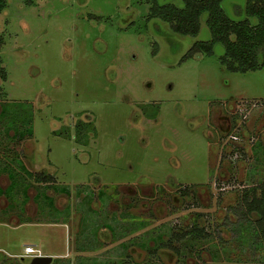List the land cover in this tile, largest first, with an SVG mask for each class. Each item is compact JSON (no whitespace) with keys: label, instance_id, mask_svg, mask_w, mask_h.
I'll list each match as a JSON object with an SVG mask.
<instances>
[{"label":"rangeland","instance_id":"1","mask_svg":"<svg viewBox=\"0 0 264 264\" xmlns=\"http://www.w3.org/2000/svg\"><path fill=\"white\" fill-rule=\"evenodd\" d=\"M245 1L222 6L233 15ZM150 4L0 10V138L16 133L9 144L53 177L47 193L62 211L48 223L30 197L26 212L49 227L0 223L2 264H28L27 243L59 258L51 264H264L241 199L264 178V66L228 69L221 42L188 51L209 39L205 14L198 34H180L149 18ZM14 150L0 147V161L16 166Z\"/></svg>","mask_w":264,"mask_h":264},{"label":"trees","instance_id":"2","mask_svg":"<svg viewBox=\"0 0 264 264\" xmlns=\"http://www.w3.org/2000/svg\"><path fill=\"white\" fill-rule=\"evenodd\" d=\"M150 1L148 17L166 21L173 31L180 34H198L201 17L205 14L209 39L195 40L188 51L210 54L213 52L214 43L221 42L224 54L220 58L228 69L245 71L264 66V0H246L244 6L234 4L233 15L226 12L222 0H182L181 6L172 2ZM5 2L6 0H0V10ZM3 43L4 36L0 33V50ZM6 73L0 55V80L5 79ZM16 158L14 160L17 165L23 167L18 154ZM33 178L34 181L46 182L53 179L50 174L42 176L41 172L34 173ZM62 188L65 190V186ZM13 189L16 188L13 186L6 191ZM258 189L259 195L256 192ZM241 199L245 206L246 221L254 222L264 246V178L244 189Z\"/></svg>","mask_w":264,"mask_h":264},{"label":"crops","instance_id":"3","mask_svg":"<svg viewBox=\"0 0 264 264\" xmlns=\"http://www.w3.org/2000/svg\"><path fill=\"white\" fill-rule=\"evenodd\" d=\"M3 101H4V99L0 98V114L2 113V106H3L2 103L4 104V102H5V101L4 102ZM3 124H4V119L1 117L0 118V125H3ZM12 134L13 135H9V136L4 135L3 138H0V147H3L4 149L5 148L6 149L12 148L14 150L13 145L9 144L10 140L12 141L14 139L16 133H12ZM20 136L21 135H19L18 137H20ZM31 136L32 135H30L28 132H26L23 136H21V138H20L21 142L23 143V141H25L27 138H30ZM4 139H6V140H4ZM18 142H19V140H17L14 144L16 146V149L14 150L15 154L12 156V157H14V159L16 158V155L18 153V151H17V148H18L17 143ZM20 146L22 147V145H20ZM22 150H23V148H22ZM19 157H21V163H22L23 167H19V165L11 166V165L6 164L7 162H5V161H7V159H6L7 157L5 159L3 158L4 159L3 161L2 160L0 161V198L3 196L7 200V204L3 207H0V223H9V224H12L15 226L22 224V223H27V224L32 225V226L33 225L34 226H39V225L45 226V229H46V227H49V225H47V223L45 221H39V220L36 221L34 218H31V216L28 215V213L26 212L25 207H26L30 197H32V199H34V198L37 199L38 209L40 211L43 210V211L48 212L47 214L49 215V218L46 217L47 218L46 221H49L48 223L58 221L57 219L59 218V214L62 211L59 212V210L53 204L52 196L47 193L48 182H46L44 180L34 181L33 176H34V173H36L34 171H37V173L42 172L41 173L42 176H44L45 171H43L41 168L38 169L36 167H33V166H35L34 161L31 162V164L33 165L32 166L33 168L32 169L29 168L28 165H26L27 163H24L22 161V158L24 157V153L20 154V156H18V158ZM24 160H25V158H24ZM14 161L16 162V160H14ZM19 169L22 170L24 173H27V176L30 174V176H32V177L25 176L22 171L20 172ZM14 181L17 182V185L14 184ZM13 186L16 189H13L11 191H6V189L13 187ZM31 188L34 189L33 193L31 192L32 191ZM82 217H83V214H82ZM12 220L15 222H13ZM27 244H31L34 246V244H32V243H27ZM87 246H89V245H87ZM79 247L82 248V246H80V245H79ZM35 248H37V246ZM83 248H84V246H83ZM37 249L41 253L47 254V252H44L43 250H41L42 247H38ZM49 255H51V254H49ZM26 257L32 258L30 256H26ZM4 258H5V254L3 253L0 256V263L1 264H2V262L5 261ZM54 259L57 261V259H59V258H53V256H52L51 261L47 264L53 263L52 261H55ZM62 259H64V258H62Z\"/></svg>","mask_w":264,"mask_h":264},{"label":"water","instance_id":"4","mask_svg":"<svg viewBox=\"0 0 264 264\" xmlns=\"http://www.w3.org/2000/svg\"><path fill=\"white\" fill-rule=\"evenodd\" d=\"M52 256L49 254H42L33 256L28 264H47L51 261Z\"/></svg>","mask_w":264,"mask_h":264},{"label":"built area","instance_id":"5","mask_svg":"<svg viewBox=\"0 0 264 264\" xmlns=\"http://www.w3.org/2000/svg\"><path fill=\"white\" fill-rule=\"evenodd\" d=\"M23 250H24V252L22 253L23 256L33 257L36 255H42L43 254L31 244H25Z\"/></svg>","mask_w":264,"mask_h":264}]
</instances>
